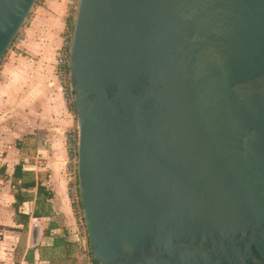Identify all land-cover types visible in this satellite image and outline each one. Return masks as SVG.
<instances>
[{"label":"water","instance_id":"95a60500","mask_svg":"<svg viewBox=\"0 0 264 264\" xmlns=\"http://www.w3.org/2000/svg\"><path fill=\"white\" fill-rule=\"evenodd\" d=\"M37 0H0V62ZM68 57L96 264H264V0H77Z\"/></svg>","mask_w":264,"mask_h":264},{"label":"crops","instance_id":"0c3cea01","mask_svg":"<svg viewBox=\"0 0 264 264\" xmlns=\"http://www.w3.org/2000/svg\"><path fill=\"white\" fill-rule=\"evenodd\" d=\"M71 11L69 0H37L0 64V264H94L68 199L66 137L75 119L56 76ZM17 166L35 187H12ZM38 186L48 195L47 215L33 217ZM17 192L26 226L15 222Z\"/></svg>","mask_w":264,"mask_h":264},{"label":"built area","instance_id":"2783aa9c","mask_svg":"<svg viewBox=\"0 0 264 264\" xmlns=\"http://www.w3.org/2000/svg\"><path fill=\"white\" fill-rule=\"evenodd\" d=\"M76 4H77V0H69V6L73 11L76 8ZM71 33H72L71 27L70 28L68 27L64 31L63 42L61 46L56 50V54H55L56 76L59 82L61 83V87L63 88V91L65 92V98H68V96L71 95V91L69 87V68H68ZM18 36L19 35L16 36L12 45L18 41ZM67 92H69V95ZM69 101L71 102V100ZM66 146H67V160L65 166H66L68 199L72 207L73 214L74 216H76L77 227L80 230H82L84 235H86L85 224L82 217V210H81L80 197L78 191V182H77L78 139H77L76 129L70 130L67 133Z\"/></svg>","mask_w":264,"mask_h":264},{"label":"trees","instance_id":"16d2710c","mask_svg":"<svg viewBox=\"0 0 264 264\" xmlns=\"http://www.w3.org/2000/svg\"><path fill=\"white\" fill-rule=\"evenodd\" d=\"M71 110H72L73 114L75 115L73 104H71ZM0 173L4 177V168L0 169ZM22 179H23V172L21 170V167L17 166V167H15L13 175H12V182H11L12 187L16 191H20L21 189H31V188L35 187V184L33 182H31V183L30 182H24ZM43 191L44 190L41 186L37 187V200H36L37 209L34 211L33 217H41V216L47 215L44 212V210H45V206H46L45 202L48 199V195L45 194ZM14 200H15V203L13 204V209L15 211V222H17V223L21 222V223H23L24 226H26L28 223V220H29V216L23 214L20 210L23 202H25L26 200L24 197H22L20 195L19 192L14 194ZM39 203H41V205L38 208ZM1 229H2V227L0 226V232H1ZM0 239H1V234H0ZM88 248H89V246H88ZM89 254L92 258V255L90 253V249H89ZM92 261L94 264H96L93 259H92Z\"/></svg>","mask_w":264,"mask_h":264},{"label":"rangeland","instance_id":"374dc122","mask_svg":"<svg viewBox=\"0 0 264 264\" xmlns=\"http://www.w3.org/2000/svg\"><path fill=\"white\" fill-rule=\"evenodd\" d=\"M74 14H75V11H71V17H70V25H69V28L71 27L72 28V24H73V18H74ZM12 46V45H11ZM11 48V47H10ZM6 55V54H5ZM5 57V56H4ZM3 57V58H4ZM3 60V59H2ZM2 62V61H1ZM1 64V63H0ZM69 87H70V84H69ZM68 93V95H69V92H67ZM72 97H71V95H69L68 96V98H66V101H67V105H68V107H69V109H70V111L72 112V110H71V103H72V99H71ZM69 100H71V102L69 101ZM69 101V102H68ZM73 113V112H72ZM74 119H75V115H74ZM73 129H76V120H75V122H74V128ZM67 138V137H66ZM67 147V146H66ZM75 219H76V216H75ZM15 260L16 261H19V256L17 255L16 256V258H15Z\"/></svg>","mask_w":264,"mask_h":264}]
</instances>
